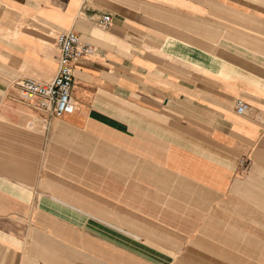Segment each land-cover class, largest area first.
<instances>
[{"label":"crops","instance_id":"1","mask_svg":"<svg viewBox=\"0 0 264 264\" xmlns=\"http://www.w3.org/2000/svg\"><path fill=\"white\" fill-rule=\"evenodd\" d=\"M0 264H264V0H0Z\"/></svg>","mask_w":264,"mask_h":264},{"label":"built area","instance_id":"2","mask_svg":"<svg viewBox=\"0 0 264 264\" xmlns=\"http://www.w3.org/2000/svg\"><path fill=\"white\" fill-rule=\"evenodd\" d=\"M111 21V16L106 15L100 20V25L108 28ZM57 44L60 55L58 58V72L54 80L49 84H43L34 79L26 78L20 83L23 99L29 100L37 96L47 99L54 105L55 113L61 116L65 113H71L75 109L72 97L74 83L72 63L93 54L94 48L83 42L80 36L72 30L59 33ZM249 107V104L242 100H238L236 103V110L239 114L247 112Z\"/></svg>","mask_w":264,"mask_h":264}]
</instances>
